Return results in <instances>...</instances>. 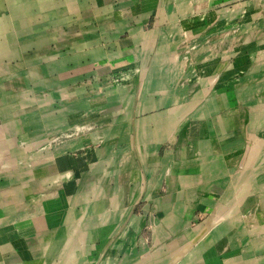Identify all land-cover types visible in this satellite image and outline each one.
Instances as JSON below:
<instances>
[{
	"label": "crops",
	"instance_id": "obj_1",
	"mask_svg": "<svg viewBox=\"0 0 264 264\" xmlns=\"http://www.w3.org/2000/svg\"><path fill=\"white\" fill-rule=\"evenodd\" d=\"M3 3L0 168L18 172L0 171V264H163L166 250L174 264L183 253V264H264V167L243 174L256 93L242 107L264 80V25L256 52L224 60L254 35L264 0ZM174 16L199 42L178 60L170 42L144 39ZM53 126L57 150L28 170L20 143ZM161 248L160 263L146 262Z\"/></svg>",
	"mask_w": 264,
	"mask_h": 264
},
{
	"label": "rangeland",
	"instance_id": "obj_2",
	"mask_svg": "<svg viewBox=\"0 0 264 264\" xmlns=\"http://www.w3.org/2000/svg\"><path fill=\"white\" fill-rule=\"evenodd\" d=\"M248 1V0H247ZM4 0H0V31L1 32H3L4 34H7V35H9L10 33H9V29H8V27H7V24H5L4 23V21H5V16H6V14H7V12H6V10H2V8L4 7ZM23 5V4H22ZM232 5V4H231ZM231 5H229V6H231ZM260 6H261V16H262V18H260V20H258L257 21V23H256V29L254 30V35L252 36V37H249V36H245L244 37V39L242 40V42H241V48L240 49H238V50H236L234 53H232V54H230V55H227L225 58H224V60L225 61H227V62H229V63H233L235 60H236V58L237 57H240V56H244L245 54L246 55H252L253 53H254V51L256 52L258 49H259V45H257V44H255V41H259L263 36H261L260 34H258V31H259V29L264 25V4H260ZM56 10L57 9H50L47 13H48V15L46 16V17H48V18H50L49 20H48V22L50 23V26L52 25V22H51V18H53L54 17V15L56 16ZM5 11V12H4ZM18 14H20V13H18ZM35 21H39V19L38 18H36L35 19ZM55 22V21H54ZM241 24V23H240ZM40 25H38V26H36V27H39ZM161 28V25H160V22H158L157 23V26H156V28ZM216 27V25L215 24H211V25H209V27H206L207 29H204L203 31L202 30H200V32L199 33H202V34H204V35H206V33L207 32H209L210 30H212L213 28H215ZM150 28H152V27H150ZM167 28V27H166ZM36 28L34 27L33 28V30H35ZM188 32H189V34L187 35L186 33H184L183 35H181V37L180 38H177V39H174V37H172V35H171V37H170V40H173V41H176L177 42V50H175L174 51V53L172 54L173 56H175V58L178 60L179 59V57L181 58V57H184L185 56V54H187V55H190L189 53H192V54H194L195 52V50H196V47H197V45H199V42H197V44H196V46L194 45V47H192L191 49L189 48V47H191V45H189V46H186L187 45V41H188V39H190V37H188V36H191L192 35V32H191V30H188ZM227 32V31H226ZM239 33V32H238ZM185 34H186V36H185ZM6 35V36H7ZM185 36V37H184ZM13 39H16L17 38V35L14 33L13 34V37H12ZM148 37L147 36H144V39H145V41L146 42H149V39H147ZM161 39H162V35H158L157 36V38H156V40H154V43L152 44V46H151V42H150V48L151 47H154L156 44H158V43H161ZM210 39V38H209ZM160 42H159V41ZM179 40H180V42H179ZM213 40H215V39H213ZM240 40V39H239ZM250 40L254 43V46H252V45H250L249 44V42H250ZM210 42V41H209ZM251 42V43H252ZM238 43V42H237ZM185 46V47H184ZM233 46H235L236 47V45L235 44H232L231 45V47H230V49H234L233 48ZM252 48H254V49H252ZM145 50H148V46H146L145 48H144ZM181 50H183V51H181ZM192 51V52H191ZM23 52V51H22ZM186 52H189V53H186ZM23 53H21V55H22ZM176 54V55H175ZM197 54V53H196ZM184 55V56H183ZM150 62H152V61H150ZM179 68V67H178ZM177 68V69H178ZM207 76H209V72H208V75H205L204 77H203V79H202V85H207V82H204V80H205V77H207ZM245 78H247V73H244V78H242L243 80H242V83H241V85H244V83H245ZM259 83V82H258ZM257 83V84H258ZM256 84V85H257ZM252 93L253 95L251 96L250 95V97L248 96V93ZM264 93V87H261V88H258V87H252V89H251V91H248L246 94H245V96H243L242 98L244 99V100H246V101H248L247 102V104L246 105H244V104H242V107H244V108H246L248 111H250V110H252V105H251V102H250V100H253V99H255V96H254V93H256V98L258 99L257 100V102L259 103L257 106H255L254 108H255V114H254V118H253V122H252V120L250 119V121L247 123V136H246V138L245 139H247V143H246V146H245V148L243 149V151L245 152V153H247V161H248V163L245 165V168L244 169H246V170H248V171H250V170H252V169H254V168H256V165H254V163H253V160H254V158L255 157H257V159H260V154H259V152L260 151H263L264 150V146H256V144H264V134L263 133H261L260 131H257L258 130V128L257 127H259V128H261V127H264V96L262 97H260V95L261 94H259V93ZM35 98V97H34ZM40 99V98H39ZM33 101L35 100L37 103H39L40 104V102L42 103V101L40 100H36V98L35 99H32ZM258 110V111H257ZM193 119H195L194 117H193ZM256 119H259L258 120V125H255V122H256ZM253 124V125H252ZM2 125V124H1ZM58 126V125H57ZM57 126H53V128H51L48 132H47V134H43L42 133V135H38V134H32L31 136V138H30V140H22V142L20 143V146H22V149L24 148V149H27V148H30L31 149V151L30 152H32L33 151V154L32 155H28L27 153H22V156L19 158V160H20V163H21V165L22 166H24V167H27L28 168V170H34L36 167H39V164L38 163H31L32 162V160H39V159H41L40 157H44V156H46V157H50V156H53L54 155V153H55V150H57V146H54L53 145V142H54V140H55V135H56V132H57ZM253 127H254V131H253ZM41 138V139H36V138ZM256 137L258 138V139H256ZM43 138V139H42ZM18 140H20V139H18ZM39 142H38V141ZM37 141V142H36ZM252 143V144H251ZM250 145V146H249ZM248 146H249V148H248ZM254 147H256V150H255V153H254V155H252L250 152L252 151V149L254 148ZM21 149V150H22ZM248 151V152H247ZM36 153V154H35ZM10 154V150L9 151H7V153L5 154V156H8ZM255 154H257V156H255ZM13 162V161H12ZM12 162H10V161H7V162H4L2 165H1V174H3V176H9V175H15L18 171L16 170V169H13V168H11L10 167V165H7V164H9V163H12ZM19 163V164H20ZM262 166H260L259 164H258V166H257V168L258 167H264V164H261ZM25 171H23V173H24ZM263 178H264V176H263ZM50 182H51V184H52V187H53V190H55L56 189V187H55V185H58V184H60V178H56V179H54V180H50ZM99 185L100 186H103L104 185V182L103 183H99ZM101 189H102V191H104V189L101 187ZM44 197L46 198H48V197H50L48 194H41V193H39V194H37L36 196H33V200L34 201H37L38 199L39 200H41V199H44ZM23 198V197H22ZM100 202H102V201H100ZM143 205V203H141L140 202V208H141V206ZM203 216V219H205L206 217H204V215H202ZM201 216L199 215V218H200ZM218 220H220V219H218ZM217 220V221H218ZM221 222H222V218H221ZM217 223V222H216ZM193 224H195V223H193ZM215 230V229H214ZM184 231V229L183 228H181V229H179V233H178V235H180V233L181 232H183ZM149 232H150V227L148 226L147 227V229H146V233H145V236H148L149 235ZM127 235H129L127 232H124V233H122V234H115L114 235V239L113 240H117L119 237H121V238H123V239H125L126 238V236ZM119 236V237H118ZM118 237V238H117ZM182 237V236H181ZM173 238H175V236L174 237H172V239ZM170 240H171V238H169ZM169 239H167L166 240V242H168V241H170ZM112 240V241H113ZM177 243V241L175 242V244ZM186 242L185 241H182L181 240V242H179V243H177V245H175V244H172L174 247L172 248V251H174V252H176V251H179V250H181V251H183V249L185 248V246H186V244H185ZM169 245V244H168ZM170 246V245H169ZM150 250H149V252L151 251V250H154L156 247H152V244H150ZM165 248H167V245H166V247ZM168 253V250H166V253H163L164 254V256H166L165 258H166V260H164V262H163V264H174V262L175 261H173L172 260V256L170 255V253H169V255L167 254ZM185 254L186 253H183L182 254V256H181V259H180V261H178V263L177 264H183V262H184V258H185ZM62 263V262H61ZM60 263V264H61ZM176 264V263H175Z\"/></svg>",
	"mask_w": 264,
	"mask_h": 264
},
{
	"label": "bare ground",
	"instance_id": "obj_3",
	"mask_svg": "<svg viewBox=\"0 0 264 264\" xmlns=\"http://www.w3.org/2000/svg\"><path fill=\"white\" fill-rule=\"evenodd\" d=\"M182 3V2H181ZM180 3V4H181ZM183 3H185V2H183ZM186 4V3H185ZM178 8L177 9H175V12L177 13V12H180L181 11V7H179V6H177ZM62 8V9H61ZM58 12L60 11L61 13H63L64 11H66L67 10V7L65 6V5H59L58 6ZM182 14H184V13H182ZM184 17H186V16H184ZM195 17V16H194ZM63 18V17H62ZM61 18V19H62ZM199 18V17H198ZM186 22H188V21H186V19H183V21H181L180 19H178V17H176V16H174L172 19H171V22H170V24L167 26V28H163V27H161V28H155V29H153V30H151V31H149L148 33H145L144 34V36H147L148 38L147 39H149V42H151V46H152V44L154 43V40H156V38H157V36L160 34V35H162V39H161V43H164V42H170L171 44H172V46H173V48H174V51L175 50H177L178 48L176 47L177 46V40L176 41H173V40H170V37H171V35H172V37H174V39H177V38H180L181 37V35H183L184 33H186L187 35L189 34V32H188V30H186L185 29V25L186 24H188V23H186ZM231 30V29H230ZM229 30L227 29V32H228ZM226 32V33H227ZM186 34H185V36H186ZM184 36V37H185ZM188 37H190V39H188V41H187V45L186 46H189V45H191V47H189L190 49L192 48V47H194V45L196 46V44H197V37H193L192 35L191 36H188ZM225 36H224V33H222V32H220V33H218V34H216L215 36H212V39H223ZM137 38V37H136ZM137 41V40H136ZM147 41V40H146ZM159 41V40H158ZM212 41H214V40H212ZM160 42V41H159ZM179 42H180V40H179ZM185 47V46H184ZM173 51V50H172ZM183 51V50H182ZM174 53V52H173ZM186 53H189V52H186ZM176 55V54H175ZM186 55V54H185ZM184 56V55H183ZM227 56V55H226ZM174 58H175V56H173ZM179 59H180V57H179ZM175 60V59H174ZM208 75V74H207ZM254 87H258V88H261V87H264V80L262 79L261 81H259V83L257 84V85H255ZM248 94H252L251 92L250 93H248ZM259 94H261L260 96H264V93H259ZM195 103H194V101H193V104H192V106L194 105ZM181 107V106H180ZM258 111V110H257ZM185 113V112H184ZM175 119V118H174ZM258 120L259 119H256V122H255V125H258ZM258 128V130L257 131H260L261 133H263L264 134V127H261V128H259V127H257ZM256 139H258L257 137H256ZM256 146H264V144H256ZM255 150H256V147H254L253 149H252V151L250 152L252 155H254V153H255ZM259 154H260V159H257V157H255L254 158V160H253V163H254V165H256V168H257V166H258V164H264V150L263 151H260L259 152ZM255 156H257V154H255ZM256 168H254V169H256ZM247 174V173H249V171L248 170H246V169H244V171H243V174ZM249 177V176H248ZM249 179V178H248ZM264 179V178H263ZM260 186V185H259ZM259 186H258V188H259ZM261 189H263V188H261ZM261 189H259V190H261ZM61 191V190H60ZM0 197H1V195H0ZM58 199V198H57ZM61 201V200H60ZM250 203V202H249ZM71 237H72V235H71ZM183 237H185L184 235L182 236V239H183ZM177 241H181V240H177ZM19 242V241H18ZM70 249L68 250V252H71V250L75 247V245H73V241L72 240H70ZM166 247V246H165ZM170 246L169 245H167V249L169 248ZM162 251H164V248H161V249H158V250H156L155 252H153L151 255H150V257H148V259L146 260V262H148V263H153V262H161V258H162ZM254 263V262H253ZM138 264V263H137ZM186 264V263H185Z\"/></svg>",
	"mask_w": 264,
	"mask_h": 264
},
{
	"label": "built area",
	"instance_id": "obj_4",
	"mask_svg": "<svg viewBox=\"0 0 264 264\" xmlns=\"http://www.w3.org/2000/svg\"><path fill=\"white\" fill-rule=\"evenodd\" d=\"M54 143V142H53Z\"/></svg>",
	"mask_w": 264,
	"mask_h": 264
}]
</instances>
